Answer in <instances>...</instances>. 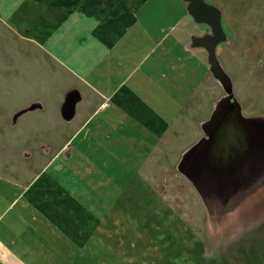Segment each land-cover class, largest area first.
<instances>
[{
	"label": "crops",
	"instance_id": "crops-1",
	"mask_svg": "<svg viewBox=\"0 0 264 264\" xmlns=\"http://www.w3.org/2000/svg\"><path fill=\"white\" fill-rule=\"evenodd\" d=\"M210 7L205 0H0L7 28L94 98L33 179L0 175V264H75L137 190L155 148L185 135L194 97L211 82L210 41L200 37L212 29L202 23ZM62 104L46 125L55 138L67 128ZM34 112L21 133L42 140Z\"/></svg>",
	"mask_w": 264,
	"mask_h": 264
},
{
	"label": "rangeland",
	"instance_id": "rangeland-1",
	"mask_svg": "<svg viewBox=\"0 0 264 264\" xmlns=\"http://www.w3.org/2000/svg\"><path fill=\"white\" fill-rule=\"evenodd\" d=\"M205 1L211 7L202 23L212 29L200 37H209L208 51L219 52L218 80L209 70L211 82L194 97L191 123L180 129L185 135L155 148L137 190L126 194L117 217L75 264H264V122L257 120L264 119V0ZM87 93L0 19V175L33 179L83 119L85 102L94 101ZM61 99L58 116L67 128L56 129L55 138L46 125ZM217 103L210 162L198 173L190 151L207 139L202 125ZM33 105L42 140L21 133ZM197 191L210 197L217 191V201L205 202Z\"/></svg>",
	"mask_w": 264,
	"mask_h": 264
},
{
	"label": "water",
	"instance_id": "water-1",
	"mask_svg": "<svg viewBox=\"0 0 264 264\" xmlns=\"http://www.w3.org/2000/svg\"><path fill=\"white\" fill-rule=\"evenodd\" d=\"M211 50H212V48H211ZM214 50V49H213ZM215 51V50H214ZM214 51H208L209 52V57H208V63H209V70L210 71H212V73H213V75H214V77H215V79L216 80H218V76L220 75V72H219V68L217 69L216 68V66H217V63H218V61H217V58H216V55H215V52ZM219 64V63H218ZM221 71V70H220ZM218 82H220V81H218ZM216 105V104H215ZM216 108H215V112H213V114H212V116H211V118L208 120V121H206L203 125H202V129H203V131H204V134L206 135V137H207V139H205V138H203L196 146H195V148L193 149V150H195V151H193V150H191L190 151V153H192L193 152V154H192V158L194 157L195 159H197V164H198V168H200L199 169V171H198V173L200 172V173H203V171H205L204 170V168H207V166H208V164H209V162H210V160L209 159H207V157H208V151H209V145H210V140H211V138H212V135H213V133H214V131L216 130V121L217 120H215V116H216V113L217 112H219L218 110L219 109H217L218 107H219V103H217V105L215 106ZM38 108V106L37 105H33V106H31L30 107V109H29V111H33V110H36ZM221 111V110H220ZM65 119V118H64ZM69 119V118H68ZM65 120H67V119H65ZM258 121H260V122H264V119L263 118H261V119H257ZM246 123V122H245ZM250 125H248L247 124V127H249ZM209 127V130L208 131H206V129ZM251 127V126H250ZM251 128H253V127H251ZM206 162V163H205ZM208 169V168H207ZM182 171V170H181ZM206 171H209V170H206ZM182 172H184L186 175H187V172L186 171H182ZM189 172V171H188ZM201 175V174H200ZM204 175V174H203ZM193 177H195V176H193ZM192 180H193V185L195 186V188L196 189H198V183H197V180L195 179V178H192ZM198 192V191H197ZM199 193V192H198ZM200 194V196H201V198L205 201V202H207V201H209V200H214V198L216 199V201H217V197L215 196L216 194H217V191H215V193L213 194V197H210V194H208L207 195V192L205 193V194H201V193H199Z\"/></svg>",
	"mask_w": 264,
	"mask_h": 264
}]
</instances>
